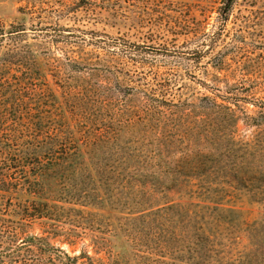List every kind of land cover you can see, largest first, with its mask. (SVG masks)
<instances>
[{
  "label": "rangeland",
  "instance_id": "obj_1",
  "mask_svg": "<svg viewBox=\"0 0 264 264\" xmlns=\"http://www.w3.org/2000/svg\"><path fill=\"white\" fill-rule=\"evenodd\" d=\"M87 1L0 0V27L27 28L49 79L103 132L96 152L110 139L120 167L101 208L46 214L27 233L97 264H264V195L188 178L264 130L206 101L264 112V0Z\"/></svg>",
  "mask_w": 264,
  "mask_h": 264
},
{
  "label": "trees",
  "instance_id": "obj_2",
  "mask_svg": "<svg viewBox=\"0 0 264 264\" xmlns=\"http://www.w3.org/2000/svg\"><path fill=\"white\" fill-rule=\"evenodd\" d=\"M234 1L226 0V10ZM79 7H83L81 3ZM31 31L40 37L39 32L45 30ZM27 34L25 26L0 27V207L8 206L0 214L19 216L17 222L0 217V264H97L87 253L71 256L48 237L25 230L26 222L44 219L46 214H85L77 207L101 208L107 195L102 184L111 181L120 168L112 165L119 160L111 164L110 139L96 152L104 143L103 132L87 108L79 111L80 95L74 89L63 88L58 77L49 79L52 59L43 62L25 39ZM56 86L62 87L60 94ZM219 97L226 101L227 96L218 94L215 99H205L226 111L236 125L242 114L248 127L264 129V112L254 117L238 102L233 104L236 109L224 102L217 104ZM86 104L90 102L86 100ZM263 133L261 130L254 140L228 151L229 165L197 167L188 178L211 182L214 177L228 186L264 195V185L254 186L264 179ZM200 159L213 163L207 155Z\"/></svg>",
  "mask_w": 264,
  "mask_h": 264
}]
</instances>
